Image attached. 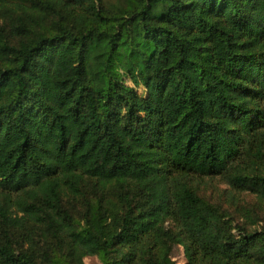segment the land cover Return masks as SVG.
<instances>
[{
  "label": "trees",
  "instance_id": "obj_1",
  "mask_svg": "<svg viewBox=\"0 0 264 264\" xmlns=\"http://www.w3.org/2000/svg\"><path fill=\"white\" fill-rule=\"evenodd\" d=\"M245 172L264 0H0V264H264V211L188 181Z\"/></svg>",
  "mask_w": 264,
  "mask_h": 264
},
{
  "label": "rangeland",
  "instance_id": "obj_2",
  "mask_svg": "<svg viewBox=\"0 0 264 264\" xmlns=\"http://www.w3.org/2000/svg\"><path fill=\"white\" fill-rule=\"evenodd\" d=\"M244 183H230L220 176H208L205 174L191 173L188 177L189 183L196 187L209 205L218 207L228 217H233L239 222L244 220V212H236L237 208L244 210L246 207L259 208L264 211V198H259L254 193L255 176L246 173ZM81 225V223H79ZM57 264H66L59 258ZM85 264H100V257L86 258Z\"/></svg>",
  "mask_w": 264,
  "mask_h": 264
}]
</instances>
